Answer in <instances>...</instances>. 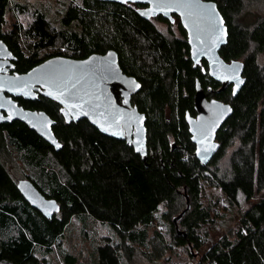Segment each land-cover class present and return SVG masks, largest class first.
<instances>
[{
  "label": "trees",
  "instance_id": "obj_1",
  "mask_svg": "<svg viewBox=\"0 0 264 264\" xmlns=\"http://www.w3.org/2000/svg\"><path fill=\"white\" fill-rule=\"evenodd\" d=\"M228 26V40L220 49L226 61L243 62L246 81L234 95L233 85L208 73L205 59L191 58L187 32L177 14L145 17L142 3L102 0L69 2L55 28L35 10L32 22L21 29L6 28L12 7L26 12L15 0H0V39L17 57L16 70L26 72L54 55L85 58L109 49L119 55L121 68L141 82L132 103L146 114L147 157L143 159L126 140L101 133L87 119L67 121L55 101L17 97L24 108L43 110L55 121L53 131L62 143L56 150L25 123H0V264H51L37 248L51 251L71 217L88 213L115 229L98 246V264H128L136 248H147L149 231L162 205L170 218L174 240L197 249L203 246L197 228L211 219L201 202L206 187L221 189L231 204L240 196L250 200L261 193L241 217L232 235H224L203 250L197 264H264V10L247 21L246 0H212ZM264 6V0H258ZM177 22L180 36H167L155 24ZM57 49L39 55L42 49ZM197 79L207 96L233 107L217 131L219 148L206 165L196 158L186 113L195 115ZM229 150L231 154L228 156ZM16 154L17 177L6 160ZM29 179L60 211L46 218L21 194L18 180ZM182 233L176 231L174 217ZM184 232L187 234L184 235ZM156 235L161 238L159 231ZM70 264L74 258L66 254Z\"/></svg>",
  "mask_w": 264,
  "mask_h": 264
},
{
  "label": "water",
  "instance_id": "obj_2",
  "mask_svg": "<svg viewBox=\"0 0 264 264\" xmlns=\"http://www.w3.org/2000/svg\"><path fill=\"white\" fill-rule=\"evenodd\" d=\"M120 3H142L139 11L145 17H155L163 15L173 21V14L180 17L182 26L187 32L188 43L190 45V54L195 64L201 59L208 63V73L215 80L221 82V90L228 84L233 85L234 95H236L244 85L246 78L243 75V62L240 60L226 61L220 54V49L227 43L228 26L221 13L217 3L212 0H199L204 5H214V9L209 7L206 10L193 8V15L188 17L187 9H182L185 16L182 18L180 10L175 5L167 11L154 10L155 5L149 0H102ZM203 11L211 12L216 27L220 29L219 40L216 41V35L211 33H202L204 43L201 44L195 39L197 35L194 22L201 27H205L208 20L202 15ZM185 23L189 27H185ZM196 50V55L193 51ZM111 53V55H109ZM89 58H92L89 60ZM16 59V56L9 49L7 44L0 39V123L12 122L18 120L31 129L36 131L49 144L60 149L62 143L56 137L53 131V125L56 121L43 110H33L24 108L14 97H24L35 99L38 94L49 97L68 111L65 104L59 99H54L47 93L51 90L55 93L53 87V77L59 82L68 83L77 86L75 96H71V84L69 92L64 93L66 100L80 103L82 108L72 110L68 116L62 112L67 121H78L87 119L101 133L123 139L132 145L135 152L140 153L143 159L147 157V128L146 114L141 112L136 105L132 103V95L137 93L140 88H135L133 81L140 86L141 82L134 76L127 74L120 66L119 55L109 49L104 53H92L85 58H75L66 55L51 56L39 64L33 66L26 72L14 74L4 73V66L10 64V60ZM88 62L87 64L83 62ZM51 62V63H49ZM11 67H14L12 65ZM222 77H228L227 79ZM11 86L12 90H9ZM25 93H28L25 95ZM194 108L196 115L186 113V121L189 125L191 139L195 144L194 154L201 165H206L216 154L219 143L216 140L217 131L227 118L233 113V107L229 102H225L216 97H208L201 82L197 79L194 94ZM11 117L9 119L8 117ZM107 128L108 130H103ZM140 130L139 133L137 130ZM120 133V134H114ZM201 133H206L202 136ZM195 137V139H194ZM55 141V143H53ZM59 145L57 147L56 145ZM139 148V151L137 150ZM18 187L21 194L31 206L36 208L46 218H51L60 211V204L55 198H48L38 187L29 179H20ZM190 207V201L187 197V205L181 213L174 217L176 231L180 234L182 231L178 226L179 217ZM187 233L184 232V235Z\"/></svg>",
  "mask_w": 264,
  "mask_h": 264
},
{
  "label": "rangeland",
  "instance_id": "obj_3",
  "mask_svg": "<svg viewBox=\"0 0 264 264\" xmlns=\"http://www.w3.org/2000/svg\"><path fill=\"white\" fill-rule=\"evenodd\" d=\"M23 4L27 11L23 12L12 7L6 14V28H11L16 23L24 29L34 18L35 10L45 14L47 20L55 28L61 27V17L69 2L80 0H15ZM264 6L258 0H246L245 11L246 20L252 21L259 11L263 14ZM155 24L167 36H180L178 23L160 22L154 20ZM57 49L66 51L67 47L58 43L54 47L42 49L39 55L53 52ZM231 154L229 150L228 156ZM16 154L9 156L6 160L7 167L17 177L31 172L27 168L21 170L16 163ZM19 181V180H18ZM261 196V193L254 195L250 200L240 196L239 202L231 204L220 188L206 187L201 198V202L208 206L211 219L201 223L197 228L199 237L203 240L201 249L188 244L179 245L174 240V232L171 223L164 214L169 213L172 218L175 213L167 210L165 205L160 207L157 214V222L149 231V243L147 248L137 247L136 252L128 264H197L203 250L220 239L224 235H232L236 230L243 213ZM159 231L161 238L156 235ZM115 229L109 223L102 222L88 213H79L71 217L66 225L60 240L53 245L52 250L47 252L42 247L37 248L40 257L45 256L51 264H70L65 260L66 254L74 258L73 264H98L97 249L107 236L115 237Z\"/></svg>",
  "mask_w": 264,
  "mask_h": 264
},
{
  "label": "snow or ice",
  "instance_id": "obj_4",
  "mask_svg": "<svg viewBox=\"0 0 264 264\" xmlns=\"http://www.w3.org/2000/svg\"><path fill=\"white\" fill-rule=\"evenodd\" d=\"M149 2L155 5L154 9H150L149 11H154L158 9L160 11H164L165 14H167V11L170 10L175 5L176 9L180 10V15L182 18L185 16V12L182 9L189 10L188 17H191L193 15V12L191 11V9L193 8H199L201 10H206L209 7L213 9L215 7L214 5H211V6L204 5L200 3L199 0H149ZM142 14H146V13H142ZM202 15L208 20V23L205 27H201L198 23L194 22V26L196 27V31H197V35L195 39L199 41L201 44H203L204 41H203L202 33H211V34L216 35V41H214V44H215L219 40L220 29L216 27V24L214 22L211 12L203 11ZM185 27L187 28L189 27V25L185 23ZM109 55H111V53H109ZM193 55L194 56L196 55V50L193 51ZM91 59L92 58H89V60ZM83 63L87 64L88 62L86 61ZM222 78L227 79L228 77H222ZM69 84H71V81H69L68 83H63V82L57 81L55 77H53V87H55L56 91L54 93L53 91L50 90L47 93L49 96H52L54 99H59L62 104L66 105V108L68 109V111H65V108L60 109V111L63 112L66 117L72 110L76 108H82V105L80 103L73 102L72 100H66L64 98V93L69 92ZM133 84L135 88L141 87L138 83H135V81H133ZM3 87L4 85L0 84V88H3ZM9 90H12L11 86L9 87ZM76 92H77V86L75 84H71L70 95L74 97ZM27 94L28 93H25V95ZM2 106L3 105H0V107ZM8 118L11 119L10 116ZM103 130L107 131L108 129L104 128ZM137 131L139 133L140 130L138 129ZM114 134H120V133H114ZM201 135L206 136V133H201ZM53 143H55V141H53ZM56 146L59 147L58 144ZM137 150L139 151V148Z\"/></svg>",
  "mask_w": 264,
  "mask_h": 264
},
{
  "label": "flooded vegetation",
  "instance_id": "obj_5",
  "mask_svg": "<svg viewBox=\"0 0 264 264\" xmlns=\"http://www.w3.org/2000/svg\"><path fill=\"white\" fill-rule=\"evenodd\" d=\"M146 6V5H145ZM144 6V7H145ZM180 18V17H179ZM10 49V48H9ZM11 50V49H10ZM12 51V50H11ZM12 53H13V51H12ZM14 54V53H13ZM15 55V54H14ZM16 56V55H15ZM16 61H17V57H16V59H12V60H10V64H8V65H6V66H4V69H7V70H5L4 71V73H7V74H14V73H16V72H18L17 70H16ZM12 65H14V67H11ZM202 85V84H201ZM136 94V93H135ZM135 94H133V95H135ZM133 95H132V97H133ZM39 96H43V97H45V98H47V99H50V100H52V101H55V100H53V99H51V98H49V97H46V96H44V95H42L41 93H39L38 94V97ZM20 97H22V96H20ZM37 97V98H38ZM209 98L210 97H213V96H208ZM15 99L17 98V97H14ZM37 98H35V99H37ZM27 99V98H26ZM56 102V101H55ZM56 103H58V102H56ZM59 104V103H58ZM59 106H60V109H61V105L59 104ZM196 115V114H195ZM56 124V123H55ZM55 124L53 125V127L55 126ZM192 140V139H191ZM193 142V141H192ZM194 143V142H193Z\"/></svg>",
  "mask_w": 264,
  "mask_h": 264
}]
</instances>
